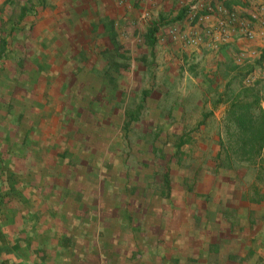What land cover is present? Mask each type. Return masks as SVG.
<instances>
[{
    "label": "rangeland",
    "instance_id": "rangeland-1",
    "mask_svg": "<svg viewBox=\"0 0 264 264\" xmlns=\"http://www.w3.org/2000/svg\"><path fill=\"white\" fill-rule=\"evenodd\" d=\"M45 7L0 0V166L39 182L55 213L71 202L70 189L87 200L69 210L83 213L89 230L86 241L67 242L76 243L78 263L61 261L55 248L45 256L60 264H264V53L241 78H212L206 95L189 91L208 87L204 79L163 77L142 56L132 74L125 53L115 56L118 76H86L108 64L94 53L96 35L88 30L85 47L79 24H41ZM146 47L136 44L139 54ZM53 128L48 147L43 131Z\"/></svg>",
    "mask_w": 264,
    "mask_h": 264
},
{
    "label": "crops",
    "instance_id": "crops-1",
    "mask_svg": "<svg viewBox=\"0 0 264 264\" xmlns=\"http://www.w3.org/2000/svg\"><path fill=\"white\" fill-rule=\"evenodd\" d=\"M191 2L192 0H45V13L40 23L79 24L78 28L82 29L81 38L88 36V30L90 34L96 35L94 53L96 57L106 59L108 64L97 70H86V76H104L106 73L113 77L118 76L119 58L115 56L125 53L127 64L133 62L130 70L132 74L137 73L134 63L142 56L145 62L149 63L145 68L154 70L151 63H157V70L163 77H179V80L183 78L184 84H187L186 78L193 76L204 79L208 82V87L203 88L202 84H197L189 91L206 95L211 92L209 86H212V78L224 76L227 82H231L232 79L241 78L247 73L246 63H252L264 53V29L257 21L254 22L256 35L253 39L233 33L224 41L218 40L210 33L211 23L188 19L186 13ZM209 2L212 5H223L227 10H237L244 17H247L256 5L264 4V0ZM137 29L139 32L136 33ZM191 34L200 38L197 44H189L181 39L182 35ZM142 39L146 41L147 47L139 54L136 44L141 43ZM84 42L87 47L86 38L81 43L84 45ZM119 44L125 45L126 52L118 48ZM85 47H81L79 52L87 56L88 49ZM184 97L183 103L186 102ZM183 103L179 102V119L185 111L186 106ZM35 117L37 119V116ZM37 120L40 121L39 116ZM40 123L48 126L46 121ZM42 137L47 138V146L50 147V142L54 143L56 138L54 128L43 131ZM53 147L47 148V152L53 149L56 154ZM10 171L12 173L8 176L7 171L0 166V264H60L58 257L45 256L50 248L64 254L61 261L78 263V258L75 259L71 255L75 252L76 243L67 242L72 243L75 238L79 242L80 239L86 241L89 230L85 229L88 226L83 218L84 214L73 216L69 210L73 202L75 205L86 202V195L79 189L75 196L71 189L68 193V189L64 187L61 193L65 195L67 192L71 202L65 203L63 212L55 213L54 203L46 194H42L43 188L39 182L19 181L15 169ZM50 173L51 170L47 169L46 180L49 179ZM44 188L48 191L47 184H44ZM54 213L57 215L54 216ZM76 218L79 220L73 226L71 220ZM59 221L66 223V226L61 225L62 229L58 231L61 235L55 234L57 231L54 233ZM99 227L97 223L96 229H100ZM64 242L67 243L65 246Z\"/></svg>",
    "mask_w": 264,
    "mask_h": 264
},
{
    "label": "built area",
    "instance_id": "built-area-1",
    "mask_svg": "<svg viewBox=\"0 0 264 264\" xmlns=\"http://www.w3.org/2000/svg\"><path fill=\"white\" fill-rule=\"evenodd\" d=\"M188 19L211 23L210 33L218 40H226L231 34L246 39L255 38L254 22H260L264 29V4L256 5L247 16H241L237 10H227L223 5H212L209 0H192L187 8ZM181 39L189 44H197L199 37L182 35Z\"/></svg>",
    "mask_w": 264,
    "mask_h": 264
}]
</instances>
